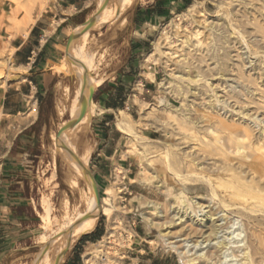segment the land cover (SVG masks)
Masks as SVG:
<instances>
[{
    "label": "rangeland",
    "instance_id": "374dc122",
    "mask_svg": "<svg viewBox=\"0 0 264 264\" xmlns=\"http://www.w3.org/2000/svg\"><path fill=\"white\" fill-rule=\"evenodd\" d=\"M107 1L111 6L116 7L119 0ZM4 2L16 7L22 14L20 21H13L25 32L33 22L31 12L37 1L0 0V5ZM219 2L225 4L227 0H191L190 4L186 3L185 0H134L128 11L119 16L113 24L103 23L102 27L106 25V28L101 27L102 29L99 28L93 32V35L89 37V41L85 44L86 51L95 55L94 63L96 66L90 71V75L93 77L106 78L109 75L113 76L115 74L112 73L118 72L120 67L131 68L135 62L140 61L148 64V66H153L158 71L159 91L156 93V98L142 102L138 109L139 112L134 113L133 118H128L131 128L137 135L126 134L130 137V150L128 152L135 157L133 179H138L141 173L146 170V176L151 181L142 185L137 181L125 180V172L122 169L117 171L114 180L111 179L112 184L110 183L108 186L109 188L115 184L117 189V196L113 199L117 213L115 230L113 231L115 234H112L109 239L110 245L107 244L106 247H102L99 244L112 227L107 216L103 215L101 210H98L95 225L98 221L97 226L103 230L104 235L100 241L88 243L82 247V264H84V256L89 253L95 255L101 263L105 260V264H180L178 256L167 249L168 241L160 236L159 230L150 228L145 223L143 213H150L153 217L156 216L154 205L148 206L136 199L142 195L145 201L160 204L167 201V197L158 191L157 180L154 179L155 173L147 167V163L153 161L158 165H168L171 156H179L180 152L178 154L175 151L171 152V150L163 147L159 141L170 140L171 144L177 145L182 143V138H185L187 142L189 141L190 146L193 145L191 135H188L191 134L190 132L187 133L188 137H186V134L175 130L177 127L171 114L154 107L159 104L160 98L166 99L174 107H181L183 103L186 108L184 111L188 114L186 117L196 119L200 115L215 114L220 109L223 113L224 104H216L214 110L209 107L210 96L212 97L214 93L208 92L209 88L204 81L200 82L198 86L199 92L202 94L201 98L196 99L189 94L181 101L180 97L162 91L160 83L166 78L172 79L171 72L177 70V63L180 59H186L191 64L196 49L201 50V53L197 52V56L204 55L207 52L212 34L210 25L214 23V25H217L216 29L219 28L221 32L227 31L226 35H229L228 39L231 42V44H226L227 48L230 45L232 47L233 42H239L237 47H241L240 53L243 57L241 59L235 58L233 63L245 64L246 73L252 71L251 74L255 78L257 77L258 82L261 85L263 84L264 87V38L256 35L252 37L248 46L240 45L239 35L231 36V34L234 28L239 30L243 28L240 27V22L235 21V19L231 21L226 18L227 10L222 7L220 9ZM192 5H195V8L189 11ZM101 6L100 4V9ZM252 14V17H258L257 19L264 24V17L257 15L256 12L255 14L252 12ZM172 22L179 24L180 29L175 30L171 24ZM196 32L199 33L198 38L194 36ZM77 33L78 31L75 32V35ZM84 35L85 33H82L79 36L80 40ZM246 36L249 35L246 34ZM185 37H188V39L185 40ZM198 41L203 43L202 47H196ZM217 43L220 46L218 45L219 51L216 52L219 56H222L224 49H221V41ZM79 44L80 42H73L71 47L73 48ZM151 52H154V56L152 60L146 62V57ZM12 54L13 51L0 45V107L5 92L17 73ZM236 54V52H233L232 55ZM65 61L67 62L66 58ZM219 62L221 63L220 60ZM208 63L212 68L220 67L219 65L214 66L213 61ZM195 65H198V63ZM200 65L199 68L207 71L206 64L202 63ZM193 66H191V69ZM60 72H67V70ZM68 72L71 76L67 82L71 88L69 86H65V88L69 87L73 94L79 87V70L75 67L74 70L70 68ZM226 72L228 75L223 79L216 76L210 81L213 83L215 93L221 101L228 98L225 97L226 91L230 90L229 85L233 84L234 77L236 78V73H228L227 70ZM262 74L263 80L260 81L259 77ZM253 90L250 88L251 92ZM59 97L60 99L54 107L51 104L47 106L48 131L39 134L31 133L21 137L18 142L14 140L17 131L16 125H13V121H9V117L5 119L0 111V264H40L47 246L42 238L54 237L57 230L65 223L67 224L66 212L68 209L70 218H74L78 213L85 212V209H87L91 197V186L85 179H80L79 186L76 189L68 186L69 167L63 159V153L60 152L56 144L57 141H60L57 137L60 127L71 119L67 110L71 107V101L67 100L65 95L64 98ZM90 103L95 108L92 114L93 117L96 114L97 107L91 99ZM227 103L230 110H240V106L235 105L233 99L227 101ZM248 106L251 107L249 109H253L251 112L256 110L255 105L249 102L247 103ZM63 107H66L67 111L64 115H60V108ZM187 110L191 111L188 112ZM228 115L230 116V113ZM259 116L258 120H261L262 116ZM91 118L80 131L75 129L69 134L72 146L78 154H83L87 148L92 151L95 132L91 125L94 119L91 121ZM12 143L16 144V152L13 155L8 153ZM184 147L181 146L180 148ZM79 149L80 151H78ZM210 161L213 162L214 159ZM87 169L92 171L91 159L88 162ZM167 171L169 174H173L171 169ZM183 171L184 175L187 176L188 170L184 169ZM118 176L121 178L119 183L117 182ZM161 178L166 179L164 174H161ZM206 193L205 189L193 188L189 196L205 197ZM100 194L102 201L106 196V190L103 189ZM45 202L51 208V222L49 225L43 221V216L46 215ZM1 207L4 208L3 211ZM169 217L170 215L165 211V220ZM174 240L176 241V239ZM79 241L80 238L66 251L67 254L76 247ZM57 247H59L58 243L50 248L51 260L53 259L52 261L56 262ZM100 249L104 251H100ZM105 252L112 259L109 263H107L104 256Z\"/></svg>",
    "mask_w": 264,
    "mask_h": 264
},
{
    "label": "bare ground",
    "instance_id": "6f19581e",
    "mask_svg": "<svg viewBox=\"0 0 264 264\" xmlns=\"http://www.w3.org/2000/svg\"><path fill=\"white\" fill-rule=\"evenodd\" d=\"M133 3L134 0H119L114 7L109 4V1L103 2L101 9L92 20L93 29L101 28L103 23L113 24L119 16L132 7ZM218 5L220 9L222 7L227 10V19L231 21L235 19L240 22V27L243 29L234 28L231 34V36L239 35L240 45L248 46L252 37L256 35L264 38V24L257 19L258 17H252V12L264 17V0H227L225 4L219 2ZM194 8L195 5H192L189 11ZM171 24L175 30L180 29L179 24L174 22ZM216 28L217 25L214 23L210 25L212 34L207 52L197 56V52L201 53V50L196 49L191 64L186 59H180L177 63V70L171 72L172 79L163 80L160 83V89L180 97V101L189 94L198 99L202 95L198 86L200 82L204 81L209 88L208 92L214 93L212 97L210 96L209 107L214 110L216 104L222 103L224 112L222 113V109H220L215 114L200 115L194 119L186 117L188 114L184 111L186 108L183 103L181 107H174L166 99L159 97V104L153 107L171 114L176 123L175 130L186 134V137L190 132L191 134L188 135H191L189 137L193 145L190 146L189 141L187 142L185 138H182V143L177 145L171 144L170 140L159 141L171 152L175 151L176 154L180 152L179 156H171L168 165H158L153 161L147 163V167L156 174H154V179L157 180L158 191L167 197V201L164 204L145 201L142 195L136 199L148 206L154 205L156 216L143 213L145 223L148 227L159 230L160 236L168 241L167 249L178 256L180 264H264V87L258 82L257 77L255 78L251 74L252 71L246 73L245 64L233 63L235 58L243 57L240 53L241 47H237L239 42H233V46L230 45L227 48L226 44H231L228 39L229 35H226L227 31L221 32L219 28ZM81 34L78 33L75 37ZM246 34L249 36L247 37ZM194 36L198 38L199 33L196 32ZM182 38L184 39V37ZM187 39L188 37H185V40ZM87 41H89V32H85L84 37L78 41L79 45L72 48V43L69 46L67 56L79 70L80 79L79 87L73 94L69 87L64 89L66 99L71 101V107L67 109L71 119H76L81 114V99L87 101V113L78 125L65 131L58 137L60 141L56 142L60 152L63 153V159L68 164L70 178L67 184L72 189L79 186L80 179H85L84 170L87 169L92 151L87 148L83 154H78L72 146L69 134L75 129L80 131L90 121L95 109L90 103L91 94L104 81L102 77L96 78L90 75V71L96 65L94 63L95 55L85 49ZM218 41H221V49H224L222 56L216 52L219 51ZM202 44L201 41H198L196 47H202ZM209 52L211 53L208 54ZM233 52L237 54L232 55ZM153 56L154 52H151L146 61L152 60ZM209 61H213L214 66L219 65L220 67H217V70L215 67L212 68ZM196 63L198 65H195ZM202 63L206 64L207 71L199 68L201 67L199 64ZM66 65L58 67L57 70L66 71ZM192 65H194L193 70L191 69ZM226 70L228 73H236V78L234 77L233 84L229 85L230 90L226 91L225 97L228 98L221 101L210 81L216 76L223 79L228 75ZM259 79L263 80V74ZM225 88L227 89V87ZM250 88L254 90L251 92ZM231 99L235 101V105L240 106L239 111L229 109L227 101ZM248 102L255 105L254 113L251 112L253 109H249L250 105L247 107ZM67 110L66 107L60 108V115H64ZM259 115L262 116L261 120H258ZM128 118L129 116L122 111L117 122L118 128L125 134L136 136ZM170 137L171 134L169 139ZM181 146L185 147L181 149ZM211 159L214 161L211 162ZM168 169H171L173 174H169ZM184 169L188 170L187 176L183 173ZM161 174L165 175V180L161 178ZM146 175L147 171L144 170L140 177L134 181L145 185L151 181ZM120 181L121 178L118 176L117 182ZM88 183L91 186V183ZM193 188L205 189L206 196L202 197L207 199L205 200L201 196L190 197V191ZM90 194L91 197L89 202L87 201L88 206L86 205L85 212H80L74 218H70L68 209L67 212L65 211L67 224L61 225L62 227L57 232L55 231L54 237L42 238L47 246L40 264L61 262L66 251L72 247L76 240L96 229L98 221L95 225V219L98 210L107 216L112 227L99 244L106 247L110 243L109 239L112 234H115L113 231L117 219L116 208L113 204V199L117 196L116 185L106 189V196L102 199L101 204H98L92 186ZM86 199L88 198L86 197ZM45 204L46 215L43 216V221L49 225L51 208L47 202ZM165 211L170 215L166 220ZM171 211L172 213H170ZM56 243L59 244L56 251L57 262L52 261L53 259L51 260L52 257H50V248ZM100 251L104 250L100 249ZM104 256L107 263L112 261L107 252L104 253ZM96 263L105 264V260L103 263L99 262L92 253L84 256V264Z\"/></svg>",
    "mask_w": 264,
    "mask_h": 264
},
{
    "label": "crops",
    "instance_id": "0c3cea01",
    "mask_svg": "<svg viewBox=\"0 0 264 264\" xmlns=\"http://www.w3.org/2000/svg\"><path fill=\"white\" fill-rule=\"evenodd\" d=\"M36 1L31 12L33 22L25 32L13 21L22 19L18 9L6 2L0 5V45L13 51L12 60L17 70L5 92L0 111L5 119L9 117V121L16 125L15 141L39 121L41 100L48 98L54 107L59 96L64 98L65 86L70 87L67 80L71 74L68 71L76 67L67 56V42L84 31L98 13L100 4L107 0ZM102 28H106V25ZM76 31L78 33L75 35ZM95 31L92 27L88 31L89 37ZM79 40L78 36L75 42ZM62 65H66L67 72H58L57 68ZM112 74L115 75L104 78L103 83L95 89L92 100L97 108L95 116L91 118V121L94 119L91 125L95 134L90 159L100 192L112 184L111 179L114 180L119 169L125 172V180L134 181L135 157L128 152L130 137L118 128V118L122 111L133 118V114L139 112L140 104L156 98L159 91L158 71L143 62L137 61L131 68L120 67L118 72ZM47 131V124L44 123L41 132ZM14 146L12 143L9 154H14ZM1 210L4 208L1 207ZM74 249L69 254L66 252L60 264L82 263V260L76 259Z\"/></svg>",
    "mask_w": 264,
    "mask_h": 264
},
{
    "label": "trees",
    "instance_id": "16d2710c",
    "mask_svg": "<svg viewBox=\"0 0 264 264\" xmlns=\"http://www.w3.org/2000/svg\"><path fill=\"white\" fill-rule=\"evenodd\" d=\"M158 1H162V0H158ZM185 2L190 4L191 0H185ZM50 104L51 103H50L48 98H46L44 100H41V107H40V109H41L40 110V114L41 115H40L39 121L34 126H32L30 129H28L25 132H23L18 137L17 142L23 136L29 135L31 133L39 134L41 132V128L44 125V123L47 124L48 114L46 112H47V106H49ZM44 113L46 114L45 118H44ZM12 151H13V153L16 152V144H15V146H14ZM103 235H104V232H103V230L100 227H98L97 230L94 233L84 235L81 238L80 244L73 251L75 256H76V259L81 261V249L87 242L91 241V242L95 243L97 241H100L102 239Z\"/></svg>",
    "mask_w": 264,
    "mask_h": 264
},
{
    "label": "water",
    "instance_id": "95a60500",
    "mask_svg": "<svg viewBox=\"0 0 264 264\" xmlns=\"http://www.w3.org/2000/svg\"><path fill=\"white\" fill-rule=\"evenodd\" d=\"M92 20L87 24L86 28L84 29V31L82 33L88 32L93 27ZM77 38L78 37L73 36L68 40L67 46H66V51L69 49V46L73 43V41L75 42L77 40ZM93 95H94V92H92V94H91V98H90L91 100H93ZM81 104H82L81 114L76 119H69L68 121H66L63 124V126L60 127L57 137H60L65 131H68L70 128L78 125L84 119V117L87 113V101L85 99H81ZM84 175H85V179L91 183V186L93 187V189L95 191L98 204H101L100 188H99V185L97 183V180H96L94 174L89 169H85Z\"/></svg>",
    "mask_w": 264,
    "mask_h": 264
}]
</instances>
